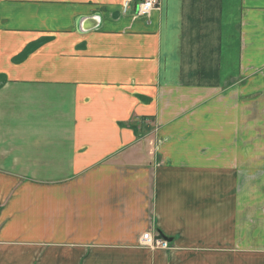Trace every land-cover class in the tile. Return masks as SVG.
Wrapping results in <instances>:
<instances>
[{"label": "crops", "instance_id": "1", "mask_svg": "<svg viewBox=\"0 0 264 264\" xmlns=\"http://www.w3.org/2000/svg\"><path fill=\"white\" fill-rule=\"evenodd\" d=\"M135 1L0 0V264H264V0Z\"/></svg>", "mask_w": 264, "mask_h": 264}, {"label": "built area", "instance_id": "2", "mask_svg": "<svg viewBox=\"0 0 264 264\" xmlns=\"http://www.w3.org/2000/svg\"><path fill=\"white\" fill-rule=\"evenodd\" d=\"M161 0H136L134 3L136 15H148L150 12L159 9ZM143 245L149 248H162L167 249L170 244L163 239L160 235L152 236L147 233L142 238Z\"/></svg>", "mask_w": 264, "mask_h": 264}, {"label": "rangeland", "instance_id": "3", "mask_svg": "<svg viewBox=\"0 0 264 264\" xmlns=\"http://www.w3.org/2000/svg\"><path fill=\"white\" fill-rule=\"evenodd\" d=\"M158 10V9H157ZM157 236V235H156ZM160 249H162V248H160ZM171 249V246H169L167 249H164V250H170Z\"/></svg>", "mask_w": 264, "mask_h": 264}, {"label": "water", "instance_id": "4", "mask_svg": "<svg viewBox=\"0 0 264 264\" xmlns=\"http://www.w3.org/2000/svg\"><path fill=\"white\" fill-rule=\"evenodd\" d=\"M169 241H171V240H169Z\"/></svg>", "mask_w": 264, "mask_h": 264}]
</instances>
